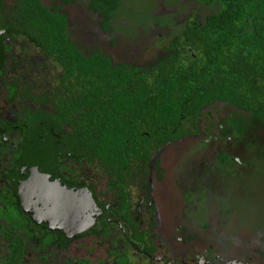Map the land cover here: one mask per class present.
<instances>
[{"label":"flooded vegetation","instance_id":"obj_1","mask_svg":"<svg viewBox=\"0 0 264 264\" xmlns=\"http://www.w3.org/2000/svg\"><path fill=\"white\" fill-rule=\"evenodd\" d=\"M58 1L62 5V0ZM22 3L0 0V264H256L251 257L225 259L214 244L204 251L205 242L214 240L206 237L214 220L209 216L203 221L194 218V224L186 217L188 210H193L192 202L188 207L179 203L190 196L202 199L211 192L214 180H208L214 175L199 162L207 148L219 145L222 128L216 129L218 132L209 128L202 131L199 124L200 133L184 136H199L207 144H197L184 162H176L177 171L165 184L167 193L173 190L176 206L182 211L181 224L171 231L161 232L157 222L158 183L166 177L159 152L166 144L154 152L146 170L135 167L136 172L124 182L118 180L120 185L106 167L87 154L49 150V157L45 155V136L39 126L45 123L43 114H59L55 103L63 92V69L39 48L37 36L20 9ZM46 123L59 144L73 136L70 123H62L56 130L50 121ZM33 133L40 143L29 142ZM97 169L106 178L103 185L92 177L91 171ZM53 195L64 198L58 210L50 206ZM77 197L83 200L80 205L85 215L76 216L77 211L71 208ZM93 211L95 222L88 227L84 223L89 222ZM84 238L90 243L101 240V249L70 258L66 252L71 244Z\"/></svg>","mask_w":264,"mask_h":264},{"label":"trees","instance_id":"obj_2","mask_svg":"<svg viewBox=\"0 0 264 264\" xmlns=\"http://www.w3.org/2000/svg\"><path fill=\"white\" fill-rule=\"evenodd\" d=\"M21 1L39 48L63 69V92L55 103L59 114H43L45 123L39 126L47 157L49 150L87 154L121 184L137 167L146 170L164 144L200 133L199 121L211 115L205 109L213 103L236 107L263 128L264 0H199L217 10L203 20L197 14L187 21L165 46L167 54L150 66L114 62L99 46L83 51L71 37V20L61 4ZM122 4L123 0H91L88 7L106 29ZM46 121L53 130L70 123L73 136L59 144ZM238 122L231 123L236 139L243 128L252 127ZM29 142H39L35 133ZM193 151L189 149L187 156Z\"/></svg>","mask_w":264,"mask_h":264},{"label":"rangeland","instance_id":"obj_3","mask_svg":"<svg viewBox=\"0 0 264 264\" xmlns=\"http://www.w3.org/2000/svg\"><path fill=\"white\" fill-rule=\"evenodd\" d=\"M90 1L73 0L70 4L60 2L71 20L72 37L78 41L82 50L89 52L99 46L114 62L145 66L156 63L160 54H167L165 46L175 38L187 21L197 14L203 20L217 10V6L208 7L199 0H123L119 12L107 28L102 29V19L89 10ZM205 111H210L211 115L205 114L200 119L202 131L209 128L218 132L216 129L222 128L219 145L207 150L204 147L207 152L199 162L201 168L214 175L208 180L209 183L214 180V183L211 192L203 195L204 198H198L199 195L197 198L190 196L188 200H179V203L188 207L187 204L192 202L193 210H198L195 215L190 208L186 216L194 224V218L203 221L204 217L209 216L214 220L209 219L214 224L213 228L208 227V231L206 229L207 239L213 237L214 240L205 242V248L201 246L204 251L214 244V249L220 251L219 254H224L225 259L251 257L256 264H264V125L260 129L253 125L254 120H250L248 114L220 103L212 104ZM238 120L242 121L241 124L252 127L243 128L236 139V135H232L231 123L239 125ZM201 140V137L194 135L183 137L166 143L159 152L161 166L166 169V177L161 184L158 183L160 196L156 200L159 205L158 229L161 232L166 229L171 231L181 224L182 217V211L175 203V195L172 196L173 190L169 189L167 193L165 184L177 171L176 162H184L189 149L195 150ZM175 145L180 146V149L174 148ZM226 155L234 162L236 160V163L228 160L222 163L220 159H227ZM212 158L215 159L214 162ZM213 169L215 172H212ZM91 173L101 185L106 182L103 172L99 171V174L97 169ZM217 232L225 235L216 236ZM88 240L89 238H84L73 242L66 254L75 259L79 258L80 253L85 254L86 250L95 253L101 249V240L99 243H90Z\"/></svg>","mask_w":264,"mask_h":264},{"label":"water","instance_id":"obj_4","mask_svg":"<svg viewBox=\"0 0 264 264\" xmlns=\"http://www.w3.org/2000/svg\"><path fill=\"white\" fill-rule=\"evenodd\" d=\"M39 183V182H38ZM37 183V184H38ZM47 184V183H46ZM40 185V184H39ZM39 185H37V187L39 186ZM49 185V184H48ZM41 186V185H40ZM50 186V185H49ZM51 200H52V205H50V206H52L53 207V209H55V210H58L59 208H61L63 205H64V202H63V200H64V198L62 199V198H60V197H58V196H56V195H53L52 197H51ZM71 200H68V202H70ZM83 201V200H82ZM75 203V202H74ZM72 204L71 205V208L73 209V212L74 213H76L75 211H77V215L76 216H80L81 214H84L85 215V209H84V206H82V205H80L81 203L79 202V203H75V204ZM91 203H93V208H92V210L94 209V206H95V204H94V201L92 200V202ZM88 204V207L90 208V204H89V202L87 203ZM74 215V214H73ZM95 213H94V211H93V214L91 215V216H89L88 218H89V222H86V223H84L86 226H92L93 224H94V222H95ZM79 218H77V220H78ZM75 221V220H74ZM233 263H235V262H233Z\"/></svg>","mask_w":264,"mask_h":264},{"label":"bare ground","instance_id":"obj_5","mask_svg":"<svg viewBox=\"0 0 264 264\" xmlns=\"http://www.w3.org/2000/svg\"><path fill=\"white\" fill-rule=\"evenodd\" d=\"M82 201V199H81V197H77L75 200H74V202H76V203H79V202H81ZM87 207V206H86ZM85 207V208H86ZM87 209H88V207H87Z\"/></svg>","mask_w":264,"mask_h":264}]
</instances>
